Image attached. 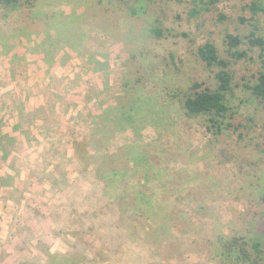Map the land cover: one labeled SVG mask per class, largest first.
<instances>
[{"label": "rangeland", "instance_id": "rangeland-1", "mask_svg": "<svg viewBox=\"0 0 264 264\" xmlns=\"http://www.w3.org/2000/svg\"><path fill=\"white\" fill-rule=\"evenodd\" d=\"M252 1L264 7L220 0L198 17L193 0L0 6V264L66 254L71 216L96 199L132 206L144 231L169 224L137 245L153 264H221L218 238L260 228L264 104L245 87L264 70L246 38ZM255 22L264 38V11ZM228 33L248 59L232 57ZM207 42L230 63L235 120L253 126L241 140L185 110L195 81L217 85L198 56Z\"/></svg>", "mask_w": 264, "mask_h": 264}, {"label": "trees", "instance_id": "trees-1", "mask_svg": "<svg viewBox=\"0 0 264 264\" xmlns=\"http://www.w3.org/2000/svg\"><path fill=\"white\" fill-rule=\"evenodd\" d=\"M219 1L193 0L189 16L198 17L202 13L210 12ZM34 2L35 0H0V6L19 7L34 5ZM247 8L252 12L253 18L252 30L246 38L250 48L260 49V58L263 59L264 38L258 34L259 27L255 18L264 11V7L261 3L252 1ZM152 33L157 37L161 36V30L158 27L154 28ZM225 43L232 50L231 55L236 61L248 59L249 50L241 49L243 40L239 35L226 34ZM198 56L208 67L218 69L215 74L217 85L212 89L195 81L191 86V95L184 102L187 114L192 117H205L207 129L212 133L230 132L241 140L253 131V126L235 120L237 116V110L233 104L235 80L229 69V61L221 56L213 42L200 46ZM245 87L264 104V70H259L253 84L245 85ZM106 203L105 199H96L95 202L90 201L84 207V211L75 209L77 215H72L71 221L73 220L76 227V241L66 254L49 253L46 264H153L151 255L148 257L141 255L137 245L139 241H142V237L146 240V237L153 238V235L161 237L163 231L169 232L166 228L169 224H157V228L152 226L144 231L142 227L136 225L139 215L132 212V206L125 207L123 203L112 201V207H108ZM260 203L263 208V219L257 231L247 236H223L214 244L221 264H264V192ZM99 218H104L106 227L102 228L104 224L102 221H97ZM159 225H161L160 228ZM88 236L89 238H86ZM158 240L160 239H156ZM33 263L38 264V261ZM27 264H30L29 261Z\"/></svg>", "mask_w": 264, "mask_h": 264}, {"label": "crops", "instance_id": "crops-1", "mask_svg": "<svg viewBox=\"0 0 264 264\" xmlns=\"http://www.w3.org/2000/svg\"><path fill=\"white\" fill-rule=\"evenodd\" d=\"M5 200L10 201L11 199H5Z\"/></svg>", "mask_w": 264, "mask_h": 264}]
</instances>
